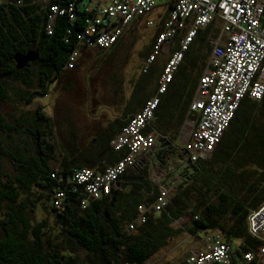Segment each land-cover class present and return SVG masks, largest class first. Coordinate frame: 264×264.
I'll use <instances>...</instances> for the list:
<instances>
[{"label":"trees","instance_id":"obj_1","mask_svg":"<svg viewBox=\"0 0 264 264\" xmlns=\"http://www.w3.org/2000/svg\"><path fill=\"white\" fill-rule=\"evenodd\" d=\"M171 2L159 15L161 20L148 45L149 53L172 7ZM78 15L72 23L65 16H58L51 34H47L45 13L39 12L36 6H0V103L15 100L31 104L37 95L45 94L51 84L72 70L64 69L72 50L78 48L79 56L80 52H91L77 45L76 35L85 14ZM261 25L264 27V12ZM208 29L199 31L189 44L148 126L165 140L175 141L184 122L210 52ZM180 37L179 33L175 36L169 52L177 48ZM206 43L209 47L205 51ZM29 49L38 53L37 61L17 70L14 56ZM92 50L98 56L107 52L99 48ZM33 65H37L36 82ZM157 70L153 64L141 73L120 112L96 129L89 153L64 151L56 167L48 164L54 149L47 141L52 137V122L41 107L31 116L20 111L15 119L19 128L5 123L0 115V139L5 132L9 137L8 131L19 132L21 128L35 148L34 153L28 154L16 148L7 150L8 143L0 140V156L9 157L17 172L13 180L7 178L2 182L0 179V264H148L170 238L184 230L193 236L215 232L228 244L236 242L235 257L257 251L260 242L248 232L247 215L264 200V96L259 101L247 96L242 99L210 155L188 164V171L182 174L185 185L180 184L165 208L148 215L132 233H125L122 225L135 216L138 205L149 204L158 190L142 180L146 168L138 175L126 170L119 181L121 184L130 181L127 190H112L89 202L84 209L79 206L81 192L67 189L66 180L75 169L110 165L123 157L125 151H113L110 141L136 111V106H143L144 95L153 81L154 93L160 73ZM51 171H56L63 180L50 178ZM34 185L45 186L50 194L55 187L67 189L63 208L56 211L59 233L53 237L45 236V221L30 224L28 206L21 195L30 194ZM140 189L146 190L145 194L150 197L145 199V194L138 192ZM185 216L188 219L182 226L184 230L172 227L173 221Z\"/></svg>","mask_w":264,"mask_h":264},{"label":"built area","instance_id":"obj_2","mask_svg":"<svg viewBox=\"0 0 264 264\" xmlns=\"http://www.w3.org/2000/svg\"><path fill=\"white\" fill-rule=\"evenodd\" d=\"M172 7L158 32L153 48L143 64L145 72L158 57H164L173 39L182 33L177 48L168 53L162 63L154 93L143 106L128 119L110 141L113 151H125L113 164L99 168L75 169L66 180L67 189L81 192L79 206L84 209L89 202L110 194L121 185L119 178L136 165L142 154L159 148V139H166L148 126L155 118L160 97L173 79L189 44L201 30L210 27L212 38L205 65L199 76L194 95L188 105L184 122L175 141H181L186 164L206 159L232 120L242 99L247 96L259 101L264 96V27L261 18L264 0H171ZM155 0H0V6L34 5L45 13L46 32L51 34L58 16L74 22L78 13H84L82 28L76 35L78 46L108 51L123 34L130 31L139 20L154 8ZM82 15V14H81ZM161 20L158 17L157 23ZM156 23V24H157ZM153 25L152 21H148ZM66 32L69 34L70 29ZM79 50H72L64 69L75 67ZM184 161V162H185ZM188 161V162H187ZM50 178L62 181L56 171ZM183 177H173L168 184L158 186L155 200L148 205H138L135 216L122 225L125 233H132L144 223L147 216L162 211ZM67 189L55 187L50 194V206L55 211L63 208ZM184 220L180 218L171 223ZM247 229L260 242L256 252H243L234 256L231 244L218 237H204L202 246L192 249L185 264H262L264 263V200L249 211ZM191 235V234H190ZM192 237H196L191 235Z\"/></svg>","mask_w":264,"mask_h":264},{"label":"rangeland","instance_id":"obj_3","mask_svg":"<svg viewBox=\"0 0 264 264\" xmlns=\"http://www.w3.org/2000/svg\"><path fill=\"white\" fill-rule=\"evenodd\" d=\"M170 1L155 0V8L139 20L134 26L135 29L123 34L118 43L102 56H98L97 51L92 49H89L90 53L80 52L75 67L66 72L55 84H51L45 94L37 95L31 104H22L15 100L1 102L0 115L4 117L5 123L19 128V123L15 119L20 111H26L28 116H31L36 108L41 107L52 122V137L47 141L54 149L48 161L49 166L56 167L62 152L67 150L74 153H89L92 149L90 140L96 129L104 126L110 118L120 112L123 102L128 99L143 72V64L150 50L148 45L157 27V19L166 10ZM148 21H152L153 25H149ZM211 32L215 30L209 27L206 33L208 38H212ZM207 43L203 46L205 51L209 47ZM168 53L164 57H158L153 63L158 69L157 72L160 71ZM31 68L33 81L36 82L37 65ZM154 86L153 81L146 90L145 100L151 96ZM139 108L140 106H136V111ZM8 133L9 137L5 132L0 139L10 146L7 150L16 148L25 154L34 153L35 148L30 136L21 128L19 132L10 130ZM181 144L180 140L176 141L175 145L178 148L175 156H181ZM16 174L12 160L7 156H0L1 181L4 182L7 178L13 180ZM182 182L184 186V180ZM40 195L42 198H39ZM49 197L50 189L42 185H34L30 194L21 195V199L28 206L30 224L33 226L45 221V236L53 237L59 233V226L56 222V211L51 208ZM186 221L176 222L172 227L181 229ZM206 235L222 240L215 232L192 237L184 230L169 239L167 244L148 260V264H185L189 252L202 246L201 238L207 237ZM236 245V242L231 244L232 250Z\"/></svg>","mask_w":264,"mask_h":264},{"label":"crops","instance_id":"obj_4","mask_svg":"<svg viewBox=\"0 0 264 264\" xmlns=\"http://www.w3.org/2000/svg\"><path fill=\"white\" fill-rule=\"evenodd\" d=\"M135 112H133L132 114H134ZM159 149H156L154 151H149L145 154H142L139 160L137 161L136 165H134L132 168H129L130 170L134 172V174H137V175L139 174V172L143 170V168H146V174L143 175L142 180L148 181L149 184L155 189L156 187L158 188V186L161 183L168 184L169 181L170 182L172 181L173 177L182 175L186 171H188L187 170L188 164H186L185 158L182 157L183 152L181 153V156H175L177 154V149H176L174 153L172 152V155L170 154L169 156H165V155L163 156L161 153L162 149L161 150ZM97 166L101 168L103 165H97ZM129 187H130V181H126V184H121L115 189L113 188L112 190L122 191V190H127ZM145 191L146 190L144 189H140L138 192L145 194L146 193ZM150 194H151V191H150ZM148 197H150V195L145 194L144 198L148 199ZM155 197L156 195L153 196V199L151 202L155 200ZM144 205H148V204H144ZM187 218L188 216H185L184 220L186 221ZM181 229L184 230V228L182 227ZM199 235L200 234L196 236H199Z\"/></svg>","mask_w":264,"mask_h":264},{"label":"water","instance_id":"obj_5","mask_svg":"<svg viewBox=\"0 0 264 264\" xmlns=\"http://www.w3.org/2000/svg\"><path fill=\"white\" fill-rule=\"evenodd\" d=\"M38 59V53L33 50L29 49L26 50L24 53H20L14 56V65L17 70H20L26 67L28 64L36 62ZM159 147L161 149L165 148V156H169L171 150L176 146L169 140L159 139ZM185 153H182V157H184ZM188 162V161H187Z\"/></svg>","mask_w":264,"mask_h":264},{"label":"flooded vegetation","instance_id":"obj_6","mask_svg":"<svg viewBox=\"0 0 264 264\" xmlns=\"http://www.w3.org/2000/svg\"><path fill=\"white\" fill-rule=\"evenodd\" d=\"M175 146H176V145H175ZM159 148H160V147H159ZM159 148H158V149H159ZM177 148H178L177 146H176L175 148H173V149L171 150V153H170V154L172 155V152L174 153V152L176 151ZM159 150H161V149H159ZM164 151H165V148H163L162 151H161V153H162L163 156L165 155V152H164Z\"/></svg>","mask_w":264,"mask_h":264}]
</instances>
